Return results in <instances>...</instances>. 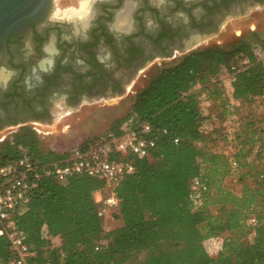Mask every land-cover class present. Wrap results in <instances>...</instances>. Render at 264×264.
<instances>
[{
	"label": "trees",
	"instance_id": "1",
	"mask_svg": "<svg viewBox=\"0 0 264 264\" xmlns=\"http://www.w3.org/2000/svg\"><path fill=\"white\" fill-rule=\"evenodd\" d=\"M250 38L195 49L160 68L134 94L124 117L100 136L76 144L85 148L109 133L118 135L130 117L150 124L151 155L131 157L134 170L116 187L119 205L111 221L117 226L104 231L97 216L93 193L101 180L73 175L59 181L48 175L38 181L27 209L14 216L28 243L40 253L48 237L59 233L49 254L53 264H264V113L256 109L264 105V60L254 54L264 41ZM222 68L233 74L231 97L237 104L224 94L218 77ZM203 90L218 107L216 122H225L206 133L199 130L207 117L199 106ZM218 141L222 146L215 149ZM19 145L40 163L57 161L67 151L42 147L34 131L24 128L0 142V163L15 159ZM227 145L238 160L235 177ZM193 177L208 186L198 209L189 198ZM229 179L240 184L238 192L227 185ZM250 217L255 224H249ZM44 226L47 237L42 236ZM102 234L107 243L95 249ZM210 238L222 240L215 256L203 246ZM8 256V241L0 236V264Z\"/></svg>",
	"mask_w": 264,
	"mask_h": 264
},
{
	"label": "flooded vegetation",
	"instance_id": "2",
	"mask_svg": "<svg viewBox=\"0 0 264 264\" xmlns=\"http://www.w3.org/2000/svg\"><path fill=\"white\" fill-rule=\"evenodd\" d=\"M63 1L27 36L4 38L0 132L49 122L82 101L119 97L154 61L204 48L195 47L227 20L264 8V0Z\"/></svg>",
	"mask_w": 264,
	"mask_h": 264
},
{
	"label": "built area",
	"instance_id": "3",
	"mask_svg": "<svg viewBox=\"0 0 264 264\" xmlns=\"http://www.w3.org/2000/svg\"><path fill=\"white\" fill-rule=\"evenodd\" d=\"M254 54L264 60V47L256 46ZM233 79V74H232ZM232 81V80H231ZM196 84L194 88H200ZM231 83L227 90L230 103L237 104L231 97ZM200 99L206 98L205 91H201ZM200 104V103H199ZM206 116V115H205ZM214 116L204 118L199 126L201 133L211 131L216 125ZM151 126L148 122L138 121L130 117L126 119L118 135L111 133L102 136L85 148L76 145L66 149L64 156L53 162L40 163L33 160L25 146L19 145V154L12 161L0 163V236L8 241L9 256L1 264H53L49 259L50 251L58 244L56 238L49 236V243L39 252L27 241L26 235L15 224L14 216L27 209L33 190L43 176L52 175L59 181H64L73 175H86L101 180V187L96 190L98 203L97 216L103 221V230L107 231V220H113L112 212L116 211L119 199L116 187L120 180L134 170L131 157L148 158L155 147V140L150 135ZM225 134L229 128L224 130ZM178 139L175 138L174 142ZM225 153L230 163L231 176L240 174L235 149L226 146ZM264 161V159H263ZM208 186L199 177H193L189 182V198L194 209L203 204V194ZM249 224H255V218L248 219ZM42 236L47 237L45 226L41 230ZM107 239L102 234L96 241L95 249L106 245ZM221 248V243L218 250Z\"/></svg>",
	"mask_w": 264,
	"mask_h": 264
},
{
	"label": "rangeland",
	"instance_id": "4",
	"mask_svg": "<svg viewBox=\"0 0 264 264\" xmlns=\"http://www.w3.org/2000/svg\"><path fill=\"white\" fill-rule=\"evenodd\" d=\"M63 3V0H55V5L58 9L63 8ZM58 9L56 11H59ZM56 11L55 13H57ZM246 36H250L251 41H254L255 37L264 41V8H257L246 18L227 20L224 28L218 34L204 39L195 48L212 45L227 46ZM180 57V55H177L176 58L170 60H156L152 65L146 66L136 75L130 82L128 89L119 97L82 101L75 109L60 110V114L52 115L49 122L28 123L27 126L8 127L0 132V137L5 135L6 139L24 128H29L34 131L42 147L63 151L76 145L84 138L100 136L107 131L109 125L115 119L122 118L129 112L134 94L143 88L160 68L177 62ZM218 77L224 88V94L227 96V90L232 80V72L222 68ZM199 106L202 114L206 116H212L218 110L216 105L206 99H200ZM256 109L258 113H264V105H260ZM215 125L218 128L224 126L225 122H216ZM215 144V149H219L222 146L221 141ZM227 185L234 192H238L240 188V184L233 181V179L227 180ZM107 223L109 228H113L119 222L107 220ZM52 236L59 242V233H54ZM221 242V238H210L203 241V246L209 255L215 256L219 251L218 246Z\"/></svg>",
	"mask_w": 264,
	"mask_h": 264
},
{
	"label": "water",
	"instance_id": "5",
	"mask_svg": "<svg viewBox=\"0 0 264 264\" xmlns=\"http://www.w3.org/2000/svg\"><path fill=\"white\" fill-rule=\"evenodd\" d=\"M55 0H0V51L8 35L27 36L30 25L44 22Z\"/></svg>",
	"mask_w": 264,
	"mask_h": 264
},
{
	"label": "bare ground",
	"instance_id": "6",
	"mask_svg": "<svg viewBox=\"0 0 264 264\" xmlns=\"http://www.w3.org/2000/svg\"><path fill=\"white\" fill-rule=\"evenodd\" d=\"M85 3H82V6H81V9H80V11L81 12H83V15H85ZM84 10V11H83ZM73 11V10H72ZM73 12H75V11H73ZM77 12H79V11H77ZM54 15H57V13H55ZM82 17V16H81Z\"/></svg>",
	"mask_w": 264,
	"mask_h": 264
},
{
	"label": "crops",
	"instance_id": "7",
	"mask_svg": "<svg viewBox=\"0 0 264 264\" xmlns=\"http://www.w3.org/2000/svg\"><path fill=\"white\" fill-rule=\"evenodd\" d=\"M93 196H94V199H95V197L96 198L98 197L96 192L93 193Z\"/></svg>",
	"mask_w": 264,
	"mask_h": 264
}]
</instances>
